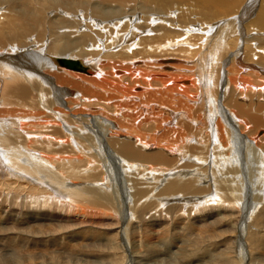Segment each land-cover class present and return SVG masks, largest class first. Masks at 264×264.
I'll use <instances>...</instances> for the list:
<instances>
[{"label": "bare ground", "instance_id": "obj_1", "mask_svg": "<svg viewBox=\"0 0 264 264\" xmlns=\"http://www.w3.org/2000/svg\"><path fill=\"white\" fill-rule=\"evenodd\" d=\"M29 1L21 0V3H18V0H0V11L2 10L0 13V55H3V76L8 77L3 81L1 92L5 100H10L22 107L19 108L20 119L33 120L30 125L22 126L20 130L14 131L13 126L16 120L11 117L9 120L6 119L8 115L0 110V116L4 118L0 125L2 136L5 134L10 142L21 141L34 151L28 150L27 157H15L12 163L13 172L17 178L25 177L31 181L29 185H33V181L45 184V189L42 190L32 187L33 192L30 191L26 197L30 203H33V200L43 202L42 204L66 201V204L79 209L89 211L97 208L104 209V212L96 214L99 217L95 219L79 221L70 216L63 219L64 216H61V213L60 215L55 214L54 211L48 217V221H45L43 220L45 217L40 215L39 211L36 214L33 212L37 206L32 207L20 202L25 207L27 206L25 213L24 211L18 213V217L24 221H9L6 216L7 212H3L2 222V208L3 204L6 205V201H3L0 203V264H59L57 261L32 262L31 259L26 260V255L29 257L31 253L22 247L23 244L30 246V243H44L45 238L38 240L34 239L33 235L50 237L53 248L60 247L64 251L50 250L54 254L70 256L69 254L73 255L74 250H87V243H81L85 241L84 238L89 237L93 241H98L102 235L105 238L104 241L101 240L103 251L107 256L112 253L117 256L109 259L107 264H124L122 255L125 252L129 254L130 264H147L148 262L171 264L174 258L177 259V255L181 256L182 250L178 253L179 248L176 247L175 252L166 253L165 250L171 248L170 243L165 246V238L169 235L168 228L170 227L166 226L163 218H159V212L167 209L166 212L171 214L175 210L185 212L189 208L192 214L194 209H199V205L202 207V211L199 209L201 215H188L190 218H184L185 220L179 217L180 223L173 222L175 229L179 228L180 224L190 226L185 228V234H191L190 236L195 234L199 242L205 241L206 244L211 242V246L214 247L211 256L215 258L221 256L225 259L224 261L219 258V261L228 264H257L251 263L255 260V251L247 244L254 238L253 234H264V215L261 216L257 209L264 206V135L257 134L261 136L257 138L252 134L253 136L251 135V139L248 140L250 134L247 132L253 131L254 127L256 130L258 128L264 130V35L260 36L264 34L260 33V30L261 32L264 30V9L261 8L258 12H254V9L251 11L249 6L252 4L247 5L248 1L245 0L247 1L245 7H240L241 9H238L236 14V23L239 25L237 29L234 28L236 35L230 31L229 25L231 24H229L224 26L226 33L221 34L222 37L219 35L218 40L209 44L207 40L213 28L212 25V27L209 26L210 21L217 19L216 23H218L220 17L223 16L211 10L219 2H225L226 7H232L233 0L232 2L231 0H194L193 6L196 5L194 9L199 19L198 24L193 20V26L183 24L187 22L185 16L184 18L177 16L176 19H164L163 12L169 10L171 3H184V0H137L138 4L134 5H132L133 0H96L95 2H90L92 0H38L34 5ZM17 4L21 5V9L16 13L23 14L14 15L11 22H4L3 10H10L9 6L15 7ZM256 5L254 3L252 7L255 8ZM27 7L30 11L24 13ZM197 7L200 11H197ZM71 8L76 9V13H72ZM45 11L48 15H41ZM253 24L256 28H252ZM246 27L256 32H254V37L250 36ZM92 29L103 30L95 35ZM201 33L205 34V37L199 36L202 42L194 43L192 36L197 37ZM225 34L227 36L223 37ZM32 35L44 41L42 49L37 52L33 61H25L27 63L23 61V64H26L24 67L7 63L5 59L7 53L17 52L19 47L36 49L39 46L35 39H28ZM237 35L239 37L235 40ZM60 36L65 39L72 36L87 39V43L61 41ZM93 39L99 44L97 48L83 52L84 48H93ZM252 40L258 41H256L257 48H253L250 44ZM236 41L239 44H236ZM135 46L139 48L135 50ZM237 46V50L233 51ZM120 47L122 49H119ZM69 49L80 50L79 56L82 58V62L80 59L82 64L80 73L67 71L68 69L60 63L61 59H57L58 65L53 62L55 57H59V54L66 53ZM44 50L50 53L57 51V53L45 56ZM105 51L111 53L109 55L111 61L107 64H105L104 56H100V52ZM200 52L201 55L204 52L201 57L198 56ZM225 54L228 59L224 58ZM213 55H215V60L224 59L217 73L221 78H226V87H224V81L221 83L213 81L211 62ZM45 58L47 59L46 65L42 63ZM65 58L69 57L65 56ZM159 62H169L171 65L164 68L172 69V71L164 72ZM59 66L61 68H58ZM21 68H26L28 71H15ZM115 69L125 71L126 75L121 78L116 77ZM157 69H159V75L154 76H159V79L149 80V75ZM241 75L253 79L242 80ZM48 79L51 80L46 92L54 97L58 105L56 112L51 111L52 107L48 105L50 110L48 113L61 115L69 126L81 124L83 121L89 124V128L78 135L71 133L67 128V135L61 131V135L66 139L77 135L74 151L69 146V150L62 147L57 152L55 144H61L51 143L49 135L44 132L47 123H42L40 120L39 101ZM185 79L189 80V85L181 84ZM136 85L143 86V91L134 92ZM27 97H34V101L26 100ZM203 97L206 105L211 107V109L207 107L209 114L207 124L200 119L201 114H198V117L196 115L195 118L190 113L195 103L201 99L203 102ZM242 98H244L242 102H239ZM199 105L200 109L204 104ZM130 108L135 111L130 112ZM197 109L194 110L198 111ZM77 114H80L83 119L76 116ZM228 115H231L232 119ZM150 116L153 117L152 123H154L155 130L147 136L137 128V122L148 121ZM186 122L189 128L185 126ZM172 128L177 138L173 137L174 142L167 144V137L174 132ZM121 136L123 138H120ZM155 141L157 143H154ZM5 144L6 142L3 141L2 145ZM62 152L72 154L70 160L55 156ZM38 153H42L43 157H39ZM210 153L212 157L219 158L216 164L211 161ZM3 156V153H0V157L3 158L4 167L2 168L8 170L9 157ZM87 157L116 159L110 164L101 158L100 163L95 162L92 167L89 166L88 161L90 160ZM119 162L125 166L118 165ZM139 164L142 166L140 167ZM112 165H118L116 169L121 168L132 172L134 177L123 178L118 188L108 191L103 186L105 180L96 183L98 174L94 172H97V168L107 170ZM145 165H159V168H147ZM255 166L258 167L255 168ZM46 169L49 170L48 174L55 179H60L62 169L71 170L67 179L78 187H70L64 182L51 179L44 174ZM139 169L154 172L141 174L140 171H136ZM89 171L92 173L88 174ZM208 173H210L209 178L212 177L211 189L209 185H204L208 181L205 180L208 178ZM110 175L112 176V170H110ZM157 183H159L158 187ZM124 186H127V189ZM121 189L125 193L119 195ZM15 193L19 194L18 190L14 194L8 193L3 198L10 195L16 196L13 197L14 199L19 198V195ZM29 197L34 199L31 200ZM169 202H180L181 204L165 206ZM237 206L242 207L241 214L235 210ZM31 208L32 211H30ZM124 208H128L129 212L127 221V216L124 218L122 215ZM145 216L148 218L144 219ZM50 220L52 222L58 220L62 224L59 228H53L54 222L51 223ZM17 222L24 226L21 227L20 223L17 225ZM225 227L230 230L224 229ZM233 229L235 232L231 231ZM230 232L232 234H228ZM74 233L82 234L84 240L78 242L77 238L74 239L76 237ZM160 233L162 235L159 237ZM59 236L62 237L58 239ZM18 240L24 241V243L20 242L23 244L19 248L21 252H26V255L19 254L20 252L17 254L19 248L16 249L14 246ZM46 241L45 243L48 244L49 242ZM174 244L183 243L180 240H174ZM230 245H234L233 250ZM96 246L97 243L94 247ZM159 247L162 249L160 250ZM160 252L168 254L166 259L159 260L161 257H158L153 261L150 260L153 258L152 254ZM44 253L49 252L41 251L38 255ZM32 255L34 257L37 253ZM91 258L95 260L84 263L70 261L69 264H96L94 262L99 259ZM85 259L90 258L85 257ZM137 259L139 261H136ZM7 260L13 262L7 263ZM186 261L188 263L184 264H191L192 259Z\"/></svg>", "mask_w": 264, "mask_h": 264}, {"label": "rangeland", "instance_id": "obj_2", "mask_svg": "<svg viewBox=\"0 0 264 264\" xmlns=\"http://www.w3.org/2000/svg\"><path fill=\"white\" fill-rule=\"evenodd\" d=\"M37 1L38 0H30L29 2L30 3H33L32 5H34V3H37ZM96 0H92V1H90V2H95ZM241 0H238V3H237V0H233V3H231V4H233V5H231L232 7H226V4H225V2H219L218 4H216L214 7H213V9L211 10V12H213V13H221V14H223V16H221L220 18L221 19H219L218 20V23H216V21H217V19L216 20H214L213 22H212V20L210 21L211 22V24H209V26H213V28L211 29L212 30V32L210 33V35H209V38H208V40H207V42L210 44V43H213V42H215L216 40H218V36L220 35V37H222L221 36V34H224V33H226L225 32V30H226V28H224V26H228L229 24H231V25H229V29H230V31L231 32H233V33H235V31H236V29L239 27V25H238V23H236L237 22V18H236V14L238 13V9H241L242 7H245L244 5H245V2H247L248 1V3H247V5L248 4H257L256 5V7L254 8V7H252V5L251 6H249V7H251V11H252V9H254L255 11L254 12H258L261 8L262 9H264V0H253V2H249V1H252V0H247V1H245V0H242L241 2H240ZM80 4H81V2L80 1H78ZM138 2L139 1H137V0H133V4L132 5H134L135 3H137L138 4ZM184 3H171V5L169 6L170 8H169V10L167 11V12H163V16H164V19H176L177 18V16L178 17H183L184 18V16H185V19H186V23H183V24H187V25H190V24H192V22H193V20H195L194 21V23L196 22V24H198L197 23V21H198V19H199V16L198 15H196V9H194V8H196L195 6L196 5H194L193 6V2H194V0H184L183 1ZM230 2H232V0L230 1ZM240 2V3H239ZM244 2V3H243ZM18 3H21V0H18ZM83 3V2H82ZM241 3H243L242 5H240ZM262 4V5H261ZM14 5V4H13ZM130 6H132L131 4H129ZM128 5V6H129ZM174 5V6H173ZM230 5V4H229ZM235 5V6H234ZM172 6V7H171ZM260 6V7H259ZM241 7V8H240ZM81 8H82V6H81ZM181 8H183V9H181ZM185 8V9H184ZM259 8V9H258ZM9 9L10 10H3V18H4V22H11V20H13V17H14V15H17V14H23V13H16L17 11H19L20 9H21V5H16L15 7H13V6H9ZM72 10H71V12L72 13H76V9H74V8H71ZM27 10V11H26ZM26 10L24 11V13H29V11H30V8L29 7H27L26 8ZM178 10V11H177ZM185 10V11H184ZM33 11H37L36 9H33ZM197 11H200V8L199 7H197ZM2 12V10L0 11V13ZM43 12V11H42ZM168 12H170V13H168ZM179 12V13H178ZM64 13V12H63ZM41 15H44V16H46V15H48V12H44V13H42ZM71 15H73V14H71ZM252 16H254V15H252ZM231 20V21H230ZM256 21V20H255ZM254 21V22H255ZM158 21H156V23H157ZM226 22V23H225ZM229 22V23H228ZM231 22V23H230ZM142 22H140V24H141ZM194 23L192 24V26L194 25ZM199 23H200V21H199ZM213 23V24H212ZM214 23H215V25H214ZM157 24H159V22L157 23ZM250 24V23H249ZM165 25V24H164ZM211 26V27H212ZM66 27V29H68V26L66 25L65 26ZM234 28H236L235 29V31H234ZM252 28H256L255 27V25L253 24V26H252ZM95 29V28H94ZM94 29H92L93 30V33L95 34V35H97L98 33H100V32H102V30L103 29H101V30H94ZM228 29V28H227ZM246 29L248 30L247 32L250 34V36L251 37H254L255 36V31H250V29H248L247 27H246ZM64 31V30H63ZM62 31V32H63ZM238 31V30H237ZM264 30H262V32H261V30H260V33H264L263 32ZM246 32V31H245ZM251 32V33H250ZM255 32V33H254ZM259 32V31H258ZM229 34V33H228ZM231 34V33H230ZM147 35V34H146ZM150 35V34H149ZM201 35H203L204 37H205V34H203V33H201V34H199V35H197V37H193L192 36V39H193V42L194 43H201L202 41L199 39V36H201ZM235 35H236V33H235ZM254 35V36H253ZM264 34H260V36L262 37ZM227 36V34H225V35H223V37H226ZM75 36H72V37H70V38H67V39H65L64 37H62V36H60V40L61 41H67V42H71V43H77V42H82V41H84L85 43H87V39H82V38H74ZM238 37H239V35H237L236 36V39L235 40H237L238 39ZM29 40L30 39H35L36 40V42L38 43V47L36 48V49H34L33 47H30V48H22V47H19V50H17V52H9V53H7L6 54V57H5V59H6V61H7V63H9V64H11L12 66H21V67H24V66H26V64H23L25 61H27V62H32L33 61V58H34V56L37 54V52H39L41 49H42V46H43V40H40L36 35H32V36H30L29 38H28ZM89 39V38H88ZM240 39V38H239ZM222 40H224V39H222ZM257 41V40H256ZM255 40L253 41H251L250 42V44L253 46V48H257V42H256ZM206 42V43H207ZM108 43H110V41L108 42ZM236 44H239V42L238 41H236ZM249 44V45H250ZM93 48H89V49H87V48H84L83 49V52H85V51H91V50H94V48H97V46L99 45L94 39H93ZM135 45H137L136 43H135ZM256 45V46H255ZM252 46H251V48H252ZM255 46V47H254ZM214 47V46H213ZM234 47V46H233ZM139 48V46H135L134 47V49L136 50V49H138ZM237 48H238V46L236 47V49L234 48L233 49V51L234 50H237ZM119 49H122L121 47L119 48ZM230 49H232V47L230 48ZM26 50V51H25ZM95 50H98V49H95ZM99 50H101V49H99ZM25 51V52H24ZM28 51V52H27ZM102 51V50H101ZM113 52H116V50H112ZM117 51H120V50H117ZM230 51H232V50H230ZM2 52H3V50H2ZM202 52V51H201ZM201 52L198 54V56L199 57H201L202 55H204V52H203V54L201 55ZM22 53V54H21ZM57 53V51H55L54 53H50V52H48L47 50H44V54H45V56H49V55H55ZM239 53V52H238ZM20 54V55H19ZM79 54H80V50H78V49H69L66 53H62V54H59V57H55V59H53V62L56 64V65H58V63H57V59H62V58H65V56H68L69 58L68 59H72V60H76V61H80V59H81V62H82V58L79 56ZM111 53L109 52V51H105V52H103V53H101L100 52V56H104V58H105V60H106V62H105V64H107V63H109L111 60H110V58H109V55H110ZM216 54V53H215ZM13 57H12V56ZM24 55V56H23ZM228 55V54H227ZM1 56V58H0V110H3V114L5 113V114H7L8 116L6 117V119H8L9 120V117H11V118H13V119H15L16 120V123H15V125L13 126V130L14 131H18V130H20L21 129V127L22 126H28V125H30L31 124V122H33V120L32 119H30V118H25V119H20V115H19V112H20V110H19V108H22L21 106H19L17 103H14V102H11L10 100H5V98H4V96H3V94H2V92H1V88L3 87V81L6 79V78H8V77H5V76H3V55H0ZM9 56V57H8ZM26 56V57H25ZM32 56V57H31ZM226 57H228V56H226V54H225V56H224V58L225 59H228V58H226ZM19 58V59H18ZM79 58V59H78ZM168 59H170V58H168ZM163 60H166V59H163ZM208 60V59H207ZM223 60L224 59H222V60H220L219 61V59H217V60H215V55H213V57H212V59H211V62H212V78H213V81L214 82H218V81H220V83L222 82V81H224V87H226V78H224V77H220V76H218V70H219V67H221V65H222V62H223ZM24 61V62H23ZM209 61V60H208ZM235 61V60H234ZM254 61H255V58H254ZM15 62V63H14ZM19 62V63H18ZM27 62H25V63H27ZM12 63H14V64H12ZM42 63L43 64H47V59L45 58V60L44 61H42ZM231 63H233V62H231ZM159 64H161L162 66H163V70H165L164 72H171L172 71V69H168V68H164V67H168V66H170L171 64L169 63V62H166V63H160L159 62ZM173 64V63H172ZM192 64V63H191ZM82 65V64H81ZM191 66V65H190ZM58 68H61L60 66L58 67ZM82 68H84L83 66H82ZM192 68H194V66L192 67ZM62 69H64V68H62ZM85 69V68H84ZM66 69H64V71H65ZM15 71H17V72H26V71H28L26 68H21V69H19V70H15ZM67 71H69V70H67ZM72 70H70L69 72H71ZM72 72H75V71H72ZM77 73H80V72H77ZM81 74H85V75H88V74H86V73H81ZM114 74H115V76L116 77H119V78H121V77H123V76H125L126 75V72L125 71H123V70H119V69H115V71H114ZM156 74H158L159 75V69H157V70H155V71H153L150 75H149V80H153V79H159V76H154V75H156ZM234 74H236V72L234 73ZM218 76V77H217ZM243 75H241V77L240 78H242V80L243 79H246V80H252L253 78H250V77H247V76H245V77H242ZM3 77H5V78H3ZM195 78V77H194ZM50 80L51 79H48L47 81H46V83H45V88L43 89V91L41 92V99H40V101H39V110H40V120L42 121V123H47V126L45 127V129H44V132L46 133V134H48L49 135V140H50V142L51 143H60L61 145H59V144H55V147H56V151L57 152H59L61 149H62V147H64V148H66V149H68L69 150V146H71L72 147V149H73V151L75 150V148H76V142H75V138L77 137V135L78 134H80V133H82V132H84L86 129H88L89 128V124L88 123H85L84 121H83V123H81V124H74V125H68L65 121V118L64 117H62L61 115H59V114H53V113H48V111H50L49 109H48V105H50L51 107H52V110L51 111H53V112H56L57 110H56V107L58 106L57 105V103H56V101H55V99H54V97L52 96V95H50V94H47V92H46V89H47V86H50ZM233 80V79H232ZM241 82H243V81H241ZM189 80L188 79H185V80H183L182 82H181V84L182 85H189ZM139 88V89H138ZM137 89V90H136ZM143 89H144V87L143 86H141V85H136V86H134V89H133V91L134 92H137V93H140V92H142L143 91ZM235 95H237V94H235ZM235 95L233 96V98L235 97ZM217 98V97H216ZM237 98H238V96H237ZM244 98H242L241 100H239V102H242V100H243ZM26 100H33L34 101V97L33 98H29V97H27V99ZM202 100V99H201ZM200 100V101H201ZM198 101V103H195L193 106V111L192 112H190V113H192V116L194 115V117L197 115V117L201 114L202 116H200L201 118V120L203 121V122H206V124H207V122H208V120L207 119H209V114H208V108L209 109H211V107H208L207 105H206V103H205V99H204V97H203V102L201 101ZM204 104L203 106L201 105V107H200V109H199V104ZM196 105L198 106V107H196ZM222 105H224V104H222ZM204 109H203V108ZM208 107V108H207ZM159 109L161 108L160 106L158 107ZM199 110H198V109ZM194 109H197L198 111H196V110H194ZM203 109V110H202ZM206 109V110H205ZM135 111V110H134ZM133 110H132V108H130V112H134ZM201 111V112H200ZM197 112V113H196ZM204 112V113H203ZM204 115H203V114ZM206 113V114H205ZM199 114V115H198ZM208 115V116H207ZM49 116H52L51 118H49ZM76 116H78V117H80L81 119H83V117L82 116H80V114H77ZM203 116H205V117H203ZM207 116V117H206ZM202 117H203V119H202ZM228 117L229 118H231L232 119V117H231V115L229 116L228 115ZM196 118V117H195ZM3 117L2 116H0V125H1V121H3ZM153 119V117H149V120L148 121H143V120H141L139 123L137 122V125H138V127L137 128H139V130H140V132H142V133H144L145 135H147V136H149L150 135V132H154V128H155V126H154V123H152V120ZM204 119H205V121H204ZM14 120V121H15ZM45 121H47V122H45ZM233 121H234V119H233ZM177 122H178V120H177ZM217 122H218V120H217ZM235 122V121H234ZM24 123V124H23ZM184 123V122H183ZM144 124V125H143ZM185 124V123H184ZM205 124V123H204ZM222 124V123H221ZM250 125V124H249ZM185 126H187V128H189L188 126V123L186 122V125ZM246 127H250V126H246ZM66 128L67 129H69V131L72 133H75V134H77L75 137H71V138H69V139H66V137H64L63 135H61V131H64V134L65 135H67V133L68 132H66ZM144 128V129H143ZM177 128H178V123H177ZM253 128V127H252ZM148 129V130H147ZM254 130L253 131H251V130H249L247 133H249L250 135H248V136H250L249 138H248V140H250L251 139V137L254 135V137L256 136L257 138H259V137H261V136H263L264 135V130L263 129H261V128H258L257 130H256V128L254 127L253 128ZM138 130V129H137ZM138 130V131H139ZM149 130H151V131H149ZM172 130L174 131V132H171L170 134H169V136L167 137L168 139H166L167 140V144H169V143H172V142H174L173 140H175L177 137H176V135H175V130H174V128H172ZM144 131V132H143ZM149 131V132H148ZM255 131H257V132H255ZM145 132H147V133H145ZM207 133L206 134H208V131H206ZM252 132V133H251ZM259 132V133H258ZM253 134V135H252ZM257 134H259V135H261V136H259V135H257ZM187 135V134H186ZM245 135V134H244ZM252 135V136H251ZM60 136H63V137H60ZM219 136H220V134H219ZM259 136V137H258ZM175 138V139H172V138ZM244 137V136H243ZM245 137H246V135H245ZM120 138H123L122 136L120 137ZM146 138V137H145ZM211 138V137H210ZM148 139V138H147ZM223 139L224 140H226L224 137H223ZM120 140V139H119ZM169 140V141H168ZM212 140V139H211ZM6 142V144L5 145H2V142ZM169 142V143H168ZM154 143H157L156 141L154 142ZM226 143V142H225ZM159 145H161V144H159ZM226 145V144H225ZM31 151V152H34L32 149H30V147H27V145H24L21 141H18V140H16V141H14V142H10V140L6 137V135L5 134H3V136H2V134H1V132H0V153H3V157H9V165H10V167L8 168V170H3L4 168H2V167H4L3 166V158L2 157H0V164L2 165V166H0V168H2V169H0V175H1V177H0V193H1V195H2V198L0 199V203H3V201H6V205H4L3 204V208H2V216H1V220H2V222H3V216H4V214H3V212H7V220H9V221H20V222H22V221H24V219H22V218H19L18 217V213H20L21 211H24V213L27 211V206L25 207V205H22L21 203H25V204H27V205H29V206H37L34 210H33V212L36 214L38 211V213L40 214V215H42L43 217H45L43 220H45V221H48L47 219H49L48 217L50 216V215H52L51 213H53L54 211V213L55 214H59L60 215V213H61V216H64L63 217V219L64 218H67L66 216H70V217H72V219H76V220H79V221H89V220H92V219H95L96 217H99V216H96V214H100V213H102V212H104L103 210L104 209H97V208H93V209H91V210H89V211H87V210H83V209H79V208H77V207H74V206H71V205H69V204H66V201H57V202H53V203H46V204H42L43 202H36V201H34L33 199L34 198H32V197H29L31 200H33V203H30L29 201H28V198H26V197H28V193L30 192V191H32L33 190V188L35 187V188H38V189H45V184L42 182V184H39V183H36L35 181H33V185H29V184H31V181H29L27 178H25V177H23V178H17V175H15L14 174V172H13V170H14V168H13V162H14V160H15V157H27V151ZM212 150V149H211ZM36 154V153H35ZM38 155H39V157H43V154L42 153H38ZM56 157H59V158H61V157H65L67 160H70V157H72V154H70V153H68V152H62L61 154H56L55 155ZM46 158H48V157H46ZM98 160H97V159ZM87 157V159L88 160H90V161H88V163H89V166H94V163L96 162V164H98V163H100V161H101V158H103V160L104 161H106L107 163H112L113 162V160H115L116 158H112V157ZM210 158H211V161H213L215 164L219 161V158H216V157H212V154L210 153ZM93 163V164H92ZM69 164V163H68ZM92 164V165H91ZM70 165V164H69ZM118 165H120V166H125L122 162H119L118 163ZM118 165H112L110 168H108L107 170H100V169H96V171L97 172H94V173H96V174H98V180H97V182L96 183H98V182H100L101 180H105L104 182H103V186L106 188V189H108V191L109 190H112V189H114V188H118V186H119V184L123 181V178L125 179V178H128V177H134L133 176V174H132V172H130V171H124L123 169H116L115 167L116 166H118ZM147 165V164H146ZM145 165V167H147V168H159V165H150V166H146ZM207 165V164H206ZM134 166V165H133ZM139 166L141 167L142 165H140L139 164ZM55 167H57V166H55ZM258 166H255V168H257ZM225 169V168H224ZM110 170H112V176L110 175ZM226 170V169H225ZM258 170H261V169H258ZM8 171V172H7ZM136 171H140V173L141 174H152L154 171L153 170H145V171H142L141 169H139V170H136ZM12 172H13V174H12ZM48 172H49V170L48 169H46L45 170V172H44V174H46V175H48L51 179H53V180H56V181H61V182H64L66 185H69L70 187H78L76 184H73V183H71L68 179H67V177H68V175L70 174V172H71V170L70 171H66L65 169H62L61 171H60V179H55L54 177H52V176H50L49 174H48ZM210 172H211V169H210ZM11 173V174H10ZM92 172L91 171H89V173L88 174H91ZM100 173V174H99ZM21 175H24V174H21ZM209 175H210V173H208V178L206 179L205 178V180H208V181H206L205 183H204V185H209V188L211 189L212 188V183H211V179H212V177H211V179L209 178ZM14 176V177H13ZM26 176H28V175H26ZM102 176V177H101ZM162 176V175H161ZM101 177V178H100ZM3 178V179H2ZM121 180V181H120ZM219 180V179H218ZM113 181V182H112ZM11 182V183H10ZM108 182V183H107ZM219 182H221V180H219ZM146 183L148 184V180L146 179ZM11 184V185H10ZM70 184H72V185H70ZM92 184V183H91ZM246 184H247V182H246ZM41 185H42V187H41ZM93 185V184H92ZM125 185H126V180H125ZM156 185V184H155ZM158 185H159V183H157V187H158ZM248 185V184H247ZM30 186H31V188H30ZM108 186V187H107ZM33 187V188H32ZM125 187V189H127V186H124ZM124 187H122V188H124ZM15 188H17V189H15ZM29 188V189H28ZM20 189H21V191H20ZM16 190H18V193L19 194H16L15 193V195H19V198H17V199H14L13 197H16V196H13V195H10L9 197H7V198H3V197H6V195L9 193H12V194H14V192L16 191ZM26 191V192H25ZM33 192V191H32ZM48 192H50V191H48ZM125 193V191L123 190V189H121L120 191H119V195H122V194H124ZM27 195V196H26ZM30 195V194H29ZM41 196V195H40ZM90 198H91V195H90ZM20 199H21V201H20ZM23 199V200H22ZM262 199V197L260 198V200ZM15 200V201H14ZM73 201V200H72ZM202 201H203V199H202ZM202 201H201V203H202ZM21 202V203H20ZM65 202V203H64ZM83 203H87V202H83ZM165 203V202H164ZM201 203H199V204H201ZM33 204V205H32ZM40 204V205H39ZM178 204H181L180 202H169V203H167L165 206H168L169 205V207H171V206H174V205H178ZM190 204V203H189ZM218 205V204H217ZM179 206V205H178ZM169 207H167V208H169ZM91 208V207H90ZM97 209V210H96ZM199 209L202 211V207H200V205H199ZM197 210V209H194L193 210V215L194 216H198V215H201V213H200V210ZM258 209V212L260 213V215L261 216H263L264 215V206H262V207H260V208H257ZM187 210H189V212H187ZM235 210L236 211H239L240 212V214L243 212V209H242V207L241 206H237V208H235ZM30 211H32V208L30 209ZM66 211V212H65ZM125 211L127 212V213H125ZM164 211V212H163ZM166 211H168L167 209L165 210V209H162V211H160L159 213V215H160V217L159 218H163L162 220L164 221V223L166 224V226L167 227H172L171 229L170 228H168V231H169V235L167 236V238H165V246L167 245V243H170L169 245L171 246V248H168V250H165L166 251V253H170L171 251H173V252H175V250H176V247L177 248H181L180 250L179 249H177V251H178V253H180V251H181V256H179V255H177L176 256V260H175V258H174V263L172 262V261H167V262H172L173 264H175L176 262H177V260L179 259H181L180 261H182L183 259H185V260H183L182 262H180L179 260H178V262L176 263V264H184V263H188L186 260H188V261H190L191 259H192V261H191V264H226V263H224V261H225V259L224 258H222L221 256H219L218 258H217V260H216V258L215 257H213V256H211V252L212 251H214L213 249H214V247L213 246H211V242H209V243H207L206 244V242L204 241V242H199V239H198V236H196L195 234H192V236H190L191 234H185V232H186V227H190V226H186L185 224H180L179 225V228H177V229H175L176 227H174V225H173V222L174 223H180V220L178 221V218L180 217L181 219H187V218H190L188 215H191V216H193L192 214H190V209L188 208V209H186L185 210V212L184 211H177V210H175V211H173L171 214L170 213H168V212H166ZM242 211V212H241ZM65 212V213H64ZM75 212H77V213H75ZM89 213V214H88ZM177 213V215H175ZM181 213H182V215H181ZM185 213V214H184ZM77 214V215H76ZM129 212H128V208H124L123 210H122V215L124 216V218H125V216H127L126 217V221L128 220V218H129ZM166 214H168V216L166 215ZM172 215L171 216V218H170V215ZM185 216H184V215ZM90 215V216H89ZM162 215H164V216H162ZM165 215L167 216V217H165ZM162 216V217H161ZM178 216V217H177ZM77 217V218H76ZM169 217V218H168ZM148 218V216H145L144 217V219H147ZM168 218V219H167ZM172 219V220H171ZM184 219V220H185ZM103 220V219H102ZM28 221H32L31 219H28ZM168 221V222H167ZM169 221H170V223H169ZM20 222H17L16 224L18 225ZM50 222L51 223H53L52 224V226H53V228H59V226H61V222H59L58 220H53V222L50 220ZM184 223L186 222V221H183ZM9 223V222H8ZM15 224V223H14ZM103 224H106V223H103ZM21 227H23L24 225L22 224V223H20L19 224ZM23 225V226H22ZM119 225H120V221H119ZM176 225V224H175ZM251 226V225H250ZM252 227V226H251ZM253 228V227H252ZM224 229H226V230H230L228 227H225ZM167 231V232H168ZM231 231H233V232H235V229H233V230H231ZM160 232V231H159ZM79 234L80 233H74L73 235H75L76 237L74 238V239H76L77 238V241L78 242H81V241H83L84 239H85V241L84 242H81V243H87V250L85 249V250H83V249H80V250H83V251H80V250H74L73 252H72V254L73 255H71V254H69L70 256H72V257H70V256H68V254L67 255H65V254H54V253H51L50 252V250L51 251H55V252H64V251H62V249H60V247H56V248H53L54 247V245L52 244V242L50 241V237H44V236H39V235H33L32 237L34 238V239H41V240H43L44 238V243H41V242H39V243H30V246H29V244H27V245H25V244H23L24 243V241L23 240H18L17 242H16V244H15V246L14 247H16V249L17 248H19L20 247V245L21 244H23L24 246H22L25 250H29L30 251V255L31 256H27L26 254V252L24 253V251H22L21 252V250H20V248H19V251L17 250V254L19 253V254H25L26 255V257H27V261H29L30 259L31 260H33L32 262H49V261H57V263H59V264H61V263H65V264H69L70 263V261L71 262H76V263H84V262H93L94 260H93V258H91V257H95V258H99L98 260H97V262H94V263H96V264H107V262H108V260L109 259H112V258H116L117 256L114 254V253H112L111 255H108L107 256V254H106V252L105 251H103V242L102 241H104L105 240V238L102 236V235H100V238H99V240L98 241H93L91 238H89V237H86V238H82V234H80V236H79ZM228 234H232L231 232L230 233H228ZM97 235V234H96ZM162 234L160 233L159 234V237L161 236ZM183 235H184V237H183ZM187 235H189V237L187 236ZM254 235V238L252 239V240H250L249 242H248V244H247V246H251V248L253 249V251H255V260L254 261H252L251 263H257V264H264V234H257V233H255V234H253ZM60 237H62V236H59L58 237V239L60 238ZM103 237V238H102ZM169 237V238H168ZM177 237V238H176ZM184 239H183V238ZM43 238V239H42ZM48 238V239H47ZM70 238H72V237H70ZM179 238V239H178ZM189 238V239H188ZM190 238H193V239H190ZM98 239V238H97ZM169 239V240H168ZM195 239H196V241H195ZM48 241L49 243L47 244V243H45V241ZM102 240V241H101ZM160 240V239H159ZM166 240H168V242L166 241ZM174 240H180L181 241V243H183V244H177V245H175L174 244ZM190 241V243L188 242V241ZM191 240H193V242L191 241ZM254 240V242H252ZM11 241H14V240H11ZM23 241V243H20V242H22ZM46 241V242H47ZM57 241H62V240H57ZM170 241H173V242H170ZM15 242V241H14ZM20 243V244H19ZM51 243V244H50ZM89 243V244H88ZM91 243H95L94 245L93 244H91ZM96 243H97V246L96 247H94L95 245H96ZM159 243V242H158ZM189 243V244H188ZM193 243V244H192ZM197 243V244H196ZM33 244V245H32ZM37 246H36V245ZM44 244V245H43ZM172 244V245H171ZM196 244V245H195ZM244 244V243H243ZM12 245V244H11ZM18 245V246H17ZM191 245H193L194 246V249L192 250V248H193V246H191ZM208 245V246H207ZM40 246V247H39ZM43 246V248H41ZM45 246V247H44ZM100 248H99V247ZM160 246V245H159ZM173 246V247H172ZM179 246V247H178ZM186 246V247H185ZM190 246H191V248H190ZM197 246V247H196ZM246 246V245H245ZM27 247V248H26ZM29 247V248H28ZM31 247H33V248H31ZM48 247L50 248V249H48ZM163 247V246H162ZM199 247H201V248H199ZM230 247L232 248L231 250H233V248H234V245H230ZM39 248V249H38ZM183 248V249H182ZM198 248V249H197ZM72 249V248H71ZM99 249V250H98ZM159 249L161 250L162 248L161 247H159ZM171 249V250H170ZM185 249V250H184ZM164 250V249H163ZM183 250H184V256H183V254H182V252H183ZM41 251H46V252H49V253H44L43 255H38V253H40ZM78 251H80V252H78ZM200 251V252H199ZM201 251H203V252H201ZM3 252V251H2ZM100 252V253H99ZM185 252H187L186 254L187 255H185ZM192 252V253H191ZM37 253V255H35L34 257H33V255L32 254H36ZM191 254V255H189L188 256V254ZM100 254V255H99ZM159 254V255H158ZM158 254H152L151 256L153 257L152 259H150V258H148V259H150V260H154L155 258H160L159 260H161V259H166V257L168 256V254H162V252H160V253H158ZM194 254V255H193ZM198 254V255H197ZM200 254H202L201 256H200ZM65 255V256H64ZM75 255V256H74ZM82 255H84V257L82 256ZM102 255V256H101ZM115 255V256H114ZM124 255V256H123ZM123 255H122V263H124V264H130V262H129V254H127L126 252L125 253H123ZM127 255V256H126ZM231 255H233V254H231ZM105 256V257H104ZM197 256V257H196ZM52 257V258H51ZM82 257H83V259H82ZM85 257L86 258H90L89 260L88 259H85ZM102 257V258H101ZM127 257V258H126ZM196 257V258H195ZM199 257V258H198ZM127 259V261H125L126 259ZM183 258V259H182ZM189 258H191V259H189ZM194 258V259H193ZM219 258H221L220 260H224V261H219ZM195 259H197V261L195 260ZM200 259H202V260H200ZM205 259H206V262H205ZM194 260V261H193ZM204 260V261H203ZM79 261V262H78ZM136 261H139L138 259L136 260ZM199 261V262H198ZM214 261V262H213ZM226 261H227V259H226ZM9 262H10V260H9ZM8 262V260H7V263H9ZM13 261L11 260V262L10 263H12ZM128 262V263H127ZM205 262V263H204ZM218 262V263H217ZM222 262V263H221ZM149 264H152V262H148ZM147 263V264H148ZM165 263V262H164ZM171 263V264H172ZM163 264V263H162ZM228 264V263H227Z\"/></svg>", "mask_w": 264, "mask_h": 264}, {"label": "water", "instance_id": "obj_3", "mask_svg": "<svg viewBox=\"0 0 264 264\" xmlns=\"http://www.w3.org/2000/svg\"><path fill=\"white\" fill-rule=\"evenodd\" d=\"M60 63L68 70L81 72V63L80 61L62 58Z\"/></svg>", "mask_w": 264, "mask_h": 264}]
</instances>
